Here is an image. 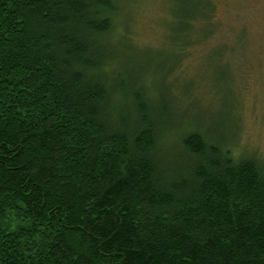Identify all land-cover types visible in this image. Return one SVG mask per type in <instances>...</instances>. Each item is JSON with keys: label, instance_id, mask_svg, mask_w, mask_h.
Masks as SVG:
<instances>
[{"label": "trees", "instance_id": "trees-1", "mask_svg": "<svg viewBox=\"0 0 264 264\" xmlns=\"http://www.w3.org/2000/svg\"><path fill=\"white\" fill-rule=\"evenodd\" d=\"M114 10L0 0V264H264V165L197 128L170 158L140 91L112 105ZM197 15L212 33L211 0L180 33Z\"/></svg>", "mask_w": 264, "mask_h": 264}, {"label": "rangeland", "instance_id": "rangeland-1", "mask_svg": "<svg viewBox=\"0 0 264 264\" xmlns=\"http://www.w3.org/2000/svg\"><path fill=\"white\" fill-rule=\"evenodd\" d=\"M112 1V28L103 38L112 57L102 68L112 105L132 110L140 91L170 158L182 152L179 138L197 128L234 158L264 165V0H211L208 36L198 15L180 33L193 0Z\"/></svg>", "mask_w": 264, "mask_h": 264}]
</instances>
